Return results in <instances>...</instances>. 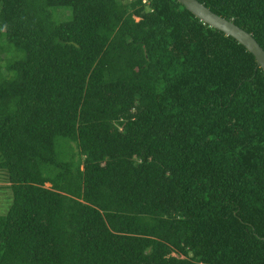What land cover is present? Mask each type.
<instances>
[{
  "label": "trees",
  "instance_id": "16d2710c",
  "mask_svg": "<svg viewBox=\"0 0 264 264\" xmlns=\"http://www.w3.org/2000/svg\"><path fill=\"white\" fill-rule=\"evenodd\" d=\"M1 173L0 264H264V72L176 0H0Z\"/></svg>",
  "mask_w": 264,
  "mask_h": 264
},
{
  "label": "water",
  "instance_id": "95a60500",
  "mask_svg": "<svg viewBox=\"0 0 264 264\" xmlns=\"http://www.w3.org/2000/svg\"><path fill=\"white\" fill-rule=\"evenodd\" d=\"M176 1L204 24H207L209 27L233 38L239 44L244 46L255 57L258 66L264 72V50L251 34L235 25L234 22L226 20L225 18L213 13L197 0Z\"/></svg>",
  "mask_w": 264,
  "mask_h": 264
},
{
  "label": "rangeland",
  "instance_id": "374dc122",
  "mask_svg": "<svg viewBox=\"0 0 264 264\" xmlns=\"http://www.w3.org/2000/svg\"><path fill=\"white\" fill-rule=\"evenodd\" d=\"M64 12L60 17L58 13ZM53 18L56 22H63L67 21L71 15L69 10L64 9H54L52 10ZM9 185L6 183L5 174H0V216H5L12 205L13 202V194L11 189L8 187ZM46 187H49L47 185Z\"/></svg>",
  "mask_w": 264,
  "mask_h": 264
}]
</instances>
